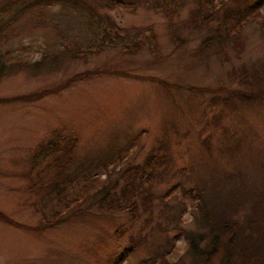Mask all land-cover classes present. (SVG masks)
Segmentation results:
<instances>
[{
  "label": "rangeland",
  "instance_id": "rangeland-1",
  "mask_svg": "<svg viewBox=\"0 0 264 264\" xmlns=\"http://www.w3.org/2000/svg\"><path fill=\"white\" fill-rule=\"evenodd\" d=\"M119 1L0 0V264L187 262L171 214L194 229L199 213L183 190L262 180L264 97L245 99L240 78L264 70V22L236 28L224 51L202 47L224 11L259 0H212L208 22L203 0ZM58 134L78 138L65 167ZM153 152L165 170L152 211L84 197V173L113 187Z\"/></svg>",
  "mask_w": 264,
  "mask_h": 264
},
{
  "label": "trees",
  "instance_id": "trees-1",
  "mask_svg": "<svg viewBox=\"0 0 264 264\" xmlns=\"http://www.w3.org/2000/svg\"><path fill=\"white\" fill-rule=\"evenodd\" d=\"M262 2L264 0L244 8L224 11L222 21L215 30L216 34L204 39L203 49L214 46L224 51L228 41L233 38L238 39L236 28L238 31L242 30L248 20L260 18L264 22V16H260L261 12L258 8ZM204 12H207L208 18L204 17V20L208 22L209 19L217 16L219 8H214L212 0H203L196 9V15ZM229 23L231 26H228ZM223 31H225L224 34ZM240 79L247 85L248 93L245 94V99H251L257 95L264 97V70L243 69ZM65 137L66 142H64ZM77 143V137L60 134L56 136V140L50 142L49 147L59 153V156L62 155L57 158V161H62L60 167L69 164L70 156L76 151ZM156 156L153 152L147 157L145 163L126 168L120 174L123 182L116 179L113 187L107 182L97 184L101 181V175L89 170L83 174V178L86 180L85 185H90L92 190H87L84 197L86 199L89 196L92 197L101 210H128L134 218L139 216L140 203L146 212L152 211L155 194L150 192V188L155 171L165 170L162 161ZM101 164L107 165L106 161ZM161 174V171L158 172L159 176ZM261 176L262 180L255 182L257 185L252 187L242 182L234 183L227 195H223L220 187H216L215 184L212 190L204 187L194 194L183 190V194H189L190 206L197 210L199 215L196 218V227L187 229L180 221V213L171 214L177 222L176 238L183 237L187 242L186 256L189 255V261L180 264H264V170ZM213 189L217 190L214 192ZM0 217L6 218L2 212ZM146 238L140 236L134 241L140 245ZM167 255L163 251L159 259L153 256L142 264H146L148 260L154 264H178Z\"/></svg>",
  "mask_w": 264,
  "mask_h": 264
}]
</instances>
